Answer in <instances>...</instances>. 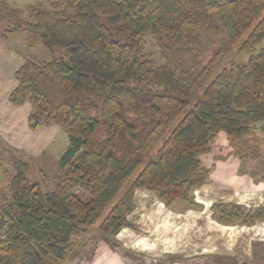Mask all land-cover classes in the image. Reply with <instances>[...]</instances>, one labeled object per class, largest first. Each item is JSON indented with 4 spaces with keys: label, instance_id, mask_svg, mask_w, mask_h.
Here are the masks:
<instances>
[{
    "label": "trees",
    "instance_id": "16d2710c",
    "mask_svg": "<svg viewBox=\"0 0 264 264\" xmlns=\"http://www.w3.org/2000/svg\"><path fill=\"white\" fill-rule=\"evenodd\" d=\"M0 20V42L23 33L50 53L15 70L9 102L30 104V130L56 125L68 138L46 188L23 160L3 169L0 264H65L107 208L96 234L130 226L137 188L194 205L220 133L230 154L264 163V0H0ZM145 34L161 63L143 54ZM234 49L246 58L224 66ZM213 209L221 223L264 218L263 207Z\"/></svg>",
    "mask_w": 264,
    "mask_h": 264
},
{
    "label": "crops",
    "instance_id": "0c3cea01",
    "mask_svg": "<svg viewBox=\"0 0 264 264\" xmlns=\"http://www.w3.org/2000/svg\"><path fill=\"white\" fill-rule=\"evenodd\" d=\"M21 64L13 56L0 59V94L2 76L14 77ZM15 86V81L9 83L0 98V143L30 154L38 146L35 135L45 129L40 125L30 130V110L17 111L26 103L16 106L9 102L8 95ZM50 126L56 125H46ZM224 140L220 137L217 144L224 145ZM228 151L213 150L205 158L206 166L211 167L209 178L193 191L194 206L182 202L166 205L154 192L137 188L134 208L126 217L130 226L113 236H99L93 230L65 264H264V220L224 224L213 217L215 204L264 208V182L242 170L241 160ZM214 156L221 158L213 160Z\"/></svg>",
    "mask_w": 264,
    "mask_h": 264
},
{
    "label": "rangeland",
    "instance_id": "374dc122",
    "mask_svg": "<svg viewBox=\"0 0 264 264\" xmlns=\"http://www.w3.org/2000/svg\"><path fill=\"white\" fill-rule=\"evenodd\" d=\"M5 1L9 5L15 6L17 8H24L28 5H33L36 3H41L45 6L47 5V0H5ZM4 25L5 23L0 20V35L3 31ZM25 37H26L25 34L18 33V34H14L8 37L5 40H2L1 41L2 43L0 44V57H1L0 59H2L3 57L8 59V56L11 58L13 56L15 58L17 57V59L19 60L21 64L27 58H31V57L47 58L50 56V53L42 46L28 47L25 42ZM143 43H144L143 44V54H145L148 58L153 60L156 64L161 63L162 60L159 56L158 48L155 44L153 37L149 34H145L143 37ZM261 45H264V40L262 41ZM235 51L236 50L234 49L231 56L224 62L223 64L224 66H228L230 62H238L246 58L245 56L235 55ZM210 54L211 52L205 55L203 62L210 56ZM53 55L61 57L65 55V51L62 49H56L53 52ZM2 77H3V81L1 82L2 85H1V94H0L1 99H3L2 94L4 93L6 86L12 81L16 82L13 75L11 74L8 76L3 75ZM17 109H18L17 110L18 113H23L26 109L30 110L31 106L29 103H26ZM2 113H4L3 110H2ZM1 117H4V116H1ZM41 128H44L45 131L42 130V132H40L38 135L39 137L37 136V134L35 135L36 138H34V142L38 144V146L37 148L34 147V151L30 154H26L22 152L20 153V151L14 150L11 146L0 143V176L2 175L3 169L10 167L13 161L20 159V160L25 161L28 164V173H29L30 182L40 183V186L42 188H46V186H49L53 183L54 177L58 173L57 159L59 158V155H61L62 150L67 147L68 138L65 132L56 126H50L48 128L46 127V125H44ZM55 128L58 129V132H56L55 130L54 131L52 130ZM220 137L222 138L225 137L226 139L222 141L224 143V145H221L222 147L217 144L220 140ZM259 137L260 136H258L257 138ZM258 141H259L258 150H257L259 152L258 157L264 159V145L261 142L262 141L261 137L258 139ZM155 148L156 147H154V149ZM38 150L40 151V153ZM214 150L215 152L217 151L221 153H224L223 151H226V150H229V151L232 150L231 146H228V139L224 133H220L216 137ZM255 159L256 161L250 160V159L241 160L240 162L241 169L248 172L250 176L254 175L252 176L254 180H259V181L264 182V163L261 162L259 158H255ZM140 170H141V167L132 176V178L130 179V182L135 178V176ZM253 170L256 171L255 174L251 173L253 172ZM76 193L81 198V200L85 202L89 200V195L85 191L77 189ZM192 196H193V192H192ZM193 200H194V197H193ZM176 202L177 203L182 202L186 204V202L181 201V200H177ZM193 204L195 205V203ZM194 205H191V206H194ZM108 210L109 208H107L101 214L99 219L94 224L92 230L96 229V227L101 222V220L106 216ZM213 217H214V209H213ZM262 220H264V218ZM224 224H232V223H224Z\"/></svg>",
    "mask_w": 264,
    "mask_h": 264
},
{
    "label": "built area",
    "instance_id": "2783aa9c",
    "mask_svg": "<svg viewBox=\"0 0 264 264\" xmlns=\"http://www.w3.org/2000/svg\"><path fill=\"white\" fill-rule=\"evenodd\" d=\"M3 238V235L0 233V239Z\"/></svg>",
    "mask_w": 264,
    "mask_h": 264
}]
</instances>
